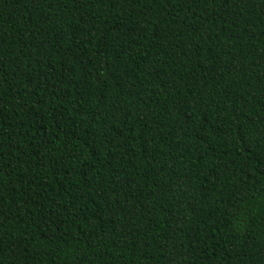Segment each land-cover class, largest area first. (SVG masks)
Here are the masks:
<instances>
[{
    "label": "trees",
    "instance_id": "obj_1",
    "mask_svg": "<svg viewBox=\"0 0 264 264\" xmlns=\"http://www.w3.org/2000/svg\"><path fill=\"white\" fill-rule=\"evenodd\" d=\"M0 264H264V0H0Z\"/></svg>",
    "mask_w": 264,
    "mask_h": 264
}]
</instances>
